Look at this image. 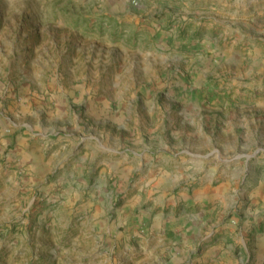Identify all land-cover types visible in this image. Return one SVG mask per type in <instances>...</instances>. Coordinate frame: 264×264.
Returning a JSON list of instances; mask_svg holds the SVG:
<instances>
[{
  "label": "rangeland",
  "instance_id": "374dc122",
  "mask_svg": "<svg viewBox=\"0 0 264 264\" xmlns=\"http://www.w3.org/2000/svg\"><path fill=\"white\" fill-rule=\"evenodd\" d=\"M0 264H264V0H0Z\"/></svg>",
  "mask_w": 264,
  "mask_h": 264
},
{
  "label": "crops",
  "instance_id": "0c3cea01",
  "mask_svg": "<svg viewBox=\"0 0 264 264\" xmlns=\"http://www.w3.org/2000/svg\"><path fill=\"white\" fill-rule=\"evenodd\" d=\"M220 193H222L221 191L220 192H216V193H209L211 196L215 197V198H218L220 196Z\"/></svg>",
  "mask_w": 264,
  "mask_h": 264
}]
</instances>
